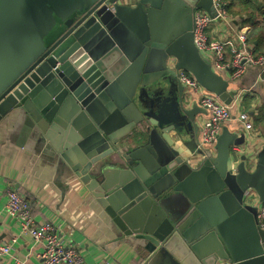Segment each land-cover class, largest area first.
Listing matches in <instances>:
<instances>
[{
    "label": "water",
    "instance_id": "water-1",
    "mask_svg": "<svg viewBox=\"0 0 264 264\" xmlns=\"http://www.w3.org/2000/svg\"><path fill=\"white\" fill-rule=\"evenodd\" d=\"M198 11L216 17L214 0H0V125L20 114L28 145L56 152L143 264H264L244 198L264 204V150L249 166L227 129L214 155L192 139L207 111L188 107L180 71L226 105L236 96L196 46ZM171 125L196 165L163 139ZM169 190L183 215L162 206Z\"/></svg>",
    "mask_w": 264,
    "mask_h": 264
},
{
    "label": "crops",
    "instance_id": "crops-1",
    "mask_svg": "<svg viewBox=\"0 0 264 264\" xmlns=\"http://www.w3.org/2000/svg\"><path fill=\"white\" fill-rule=\"evenodd\" d=\"M225 2L237 31L235 36L241 30L246 31L251 52L257 57L263 56L264 0ZM227 33H230V28L220 21L213 23L207 32L211 41L224 38ZM226 59L232 63L230 49L226 51ZM260 72L259 67L248 65L241 79L234 82L230 81L229 71L221 73L236 94L232 110L234 117L247 112L254 126L251 133H247L237 121L224 126L229 133L244 140V145L232 150L239 156L247 155L249 166L255 164L257 155L264 150V82L261 81ZM175 95L178 96V91ZM187 102L189 108L193 104L202 108L196 99ZM205 118L206 114L199 115V130L191 133L193 140H199L200 127ZM22 127L18 113H13L0 125V242H9L14 236L18 238L15 251L1 259L0 264H17L18 261L43 264L40 255L44 246L28 235L20 234L16 221L5 213L6 195L10 188L19 189L28 198L39 225L48 221L58 227L66 241L77 249L86 262L143 264L145 252L124 237L70 167L62 159H56V152L47 146L37 148V145H28ZM55 134L56 138H63L59 132L55 131ZM201 160L200 155L191 159L194 161L192 165ZM161 202L168 214L183 215L188 207L187 198L173 190L167 191Z\"/></svg>",
    "mask_w": 264,
    "mask_h": 264
},
{
    "label": "built area",
    "instance_id": "built-area-1",
    "mask_svg": "<svg viewBox=\"0 0 264 264\" xmlns=\"http://www.w3.org/2000/svg\"><path fill=\"white\" fill-rule=\"evenodd\" d=\"M214 4L216 17L212 18L204 11H198L195 14L196 46L211 62L216 73L221 75L226 71L230 72V81H239L246 72L247 66L251 65L259 67L260 78L264 82V55L257 57L251 52L246 31L241 30L235 36L237 31L233 27L231 17L226 9L227 3L224 0H214ZM217 21L228 25L230 33H227L224 38L211 41L207 32ZM227 49H230L233 56L231 64L226 59ZM179 75V80L185 87L188 96L190 95L192 100L196 99L207 111L206 118L200 127V149H206L214 155L218 138L224 126L232 121L239 122L247 133L253 132L254 126L249 113L243 112L234 117L232 113L234 102L231 105H226L217 96L203 89L191 74L180 71ZM244 198L247 204L257 206L258 226L264 230V204L259 203L253 190H248ZM5 213L10 219L16 221L20 234L28 235L36 243L44 246L40 255L43 264H100L86 262L77 249L66 241L63 232L51 222L47 221L39 225L35 220L28 198L19 189L10 188L7 191ZM17 241V236H14L9 242H0V260L15 251ZM17 264L27 263L18 261ZM105 264L111 263L105 262Z\"/></svg>",
    "mask_w": 264,
    "mask_h": 264
},
{
    "label": "clouds",
    "instance_id": "clouds-1",
    "mask_svg": "<svg viewBox=\"0 0 264 264\" xmlns=\"http://www.w3.org/2000/svg\"><path fill=\"white\" fill-rule=\"evenodd\" d=\"M163 131V139L171 144L172 151L177 153V156L180 160H188L192 157L191 149L186 146L182 145L181 141L177 139V130L175 125H171L168 128H165Z\"/></svg>",
    "mask_w": 264,
    "mask_h": 264
},
{
    "label": "trees",
    "instance_id": "trees-1",
    "mask_svg": "<svg viewBox=\"0 0 264 264\" xmlns=\"http://www.w3.org/2000/svg\"><path fill=\"white\" fill-rule=\"evenodd\" d=\"M225 1V0H224ZM227 1V0H226Z\"/></svg>",
    "mask_w": 264,
    "mask_h": 264
}]
</instances>
